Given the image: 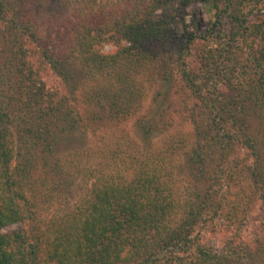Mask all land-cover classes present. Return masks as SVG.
<instances>
[{
  "label": "trees",
  "instance_id": "16d2710c",
  "mask_svg": "<svg viewBox=\"0 0 264 264\" xmlns=\"http://www.w3.org/2000/svg\"><path fill=\"white\" fill-rule=\"evenodd\" d=\"M263 3L0 0V264H261L234 243L264 207ZM75 132L96 144L60 154Z\"/></svg>",
  "mask_w": 264,
  "mask_h": 264
},
{
  "label": "rangeland",
  "instance_id": "374dc122",
  "mask_svg": "<svg viewBox=\"0 0 264 264\" xmlns=\"http://www.w3.org/2000/svg\"><path fill=\"white\" fill-rule=\"evenodd\" d=\"M53 2V0H51ZM50 10L54 9L52 4L48 7ZM199 9L201 14H204V19H201V22L197 25L201 30L205 31L208 27L209 18L206 15L205 8L201 5H195L188 9V12L191 13L189 16V23L193 24V21L196 20L197 16L194 14L195 9ZM203 17V16H202ZM264 21V3L259 5L250 15H248V23L249 24H257ZM197 23V22H196ZM192 26L191 28H193ZM194 30V28H193ZM104 53H113L115 47L112 45H105L102 49ZM31 63L34 68L38 71V74L45 84V86L52 91H59L60 93L65 92L66 86L62 82V80L50 70L48 65L43 63V60L35 54L32 56ZM150 100V99H149ZM149 101L147 107L149 106ZM135 119H128L121 122L117 127L109 128L107 135H115L116 138L120 137V135L129 134L130 136H135L134 132ZM104 134V133H103ZM134 139V137H133ZM96 144L93 138L90 135H85L83 133L75 132L74 134H70L63 143L58 147V152L60 154H68L69 152L73 153L75 150H84L85 147H93ZM83 162V158L80 156L79 160ZM69 195H65L64 199L61 202H57L56 205L52 206V212L63 213L65 209L68 210L70 205L73 203L71 198H68ZM68 198V199H67ZM215 225L210 229V231L206 234V244L215 250L222 251L224 248L227 249L229 246V242L227 241L229 236L231 235L230 230L228 231V226L224 224L223 221H218L214 223ZM20 225H15L13 227L8 228L6 231L14 230L20 228ZM26 229V226H23ZM235 249L240 251L241 255H245L248 252H253L254 254H259L261 264H264V207L259 202L253 208L247 223L243 230L241 231V235L237 237L234 243Z\"/></svg>",
  "mask_w": 264,
  "mask_h": 264
}]
</instances>
